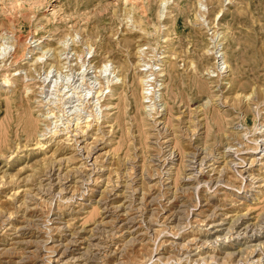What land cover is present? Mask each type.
<instances>
[{"label": "rangeland", "instance_id": "obj_1", "mask_svg": "<svg viewBox=\"0 0 264 264\" xmlns=\"http://www.w3.org/2000/svg\"><path fill=\"white\" fill-rule=\"evenodd\" d=\"M0 35V264H264V0H0Z\"/></svg>", "mask_w": 264, "mask_h": 264}, {"label": "bare ground", "instance_id": "obj_2", "mask_svg": "<svg viewBox=\"0 0 264 264\" xmlns=\"http://www.w3.org/2000/svg\"><path fill=\"white\" fill-rule=\"evenodd\" d=\"M1 36V35H0ZM223 69V67L222 68H220V70H222ZM223 72V71H222ZM5 83H8V81H5ZM204 107V106H203ZM201 108V107H200ZM77 121V124H76V130H79V131H81L84 135H85V132H87V129H89V127H90V125H89V119H84V118H80V119H77L76 120ZM68 127V126H67ZM70 128V127H69ZM60 129V128H59ZM65 129H66V127H65ZM68 130V129H67ZM75 130V131H76ZM86 130V131H85ZM57 131H55V133H54V135L53 136H55V137H63L64 135L66 136V130H65V134H57L56 133ZM59 132V131H58ZM63 132V131H62ZM68 132V131H67ZM72 132V131H71ZM70 132V133H71ZM69 133V132H68ZM68 135V134H67ZM70 135V134H69ZM69 137V136H68ZM68 137L66 138V139H64V141H68L69 139H68ZM86 137V136H85ZM64 138V137H63ZM70 138V137H69ZM47 139H44V138H42V139H40L39 140V142L36 144V146L34 147V150H37V151H41L42 149H44V147H45V144H46V141ZM61 142V141H60ZM85 142V141H84ZM60 144V143H59ZM75 146V145H74ZM87 147V146H86ZM54 153V152H53ZM54 155H55V153H54ZM51 156H53V154H51ZM255 162V161H254ZM203 180V179H202ZM3 182V181H2ZM20 188V187H19ZM14 192V191H13ZM19 194H21V191L20 190H18V191H16V192H14V195H19ZM13 195V196H14ZM10 197H12V195L10 196ZM217 240V239H216Z\"/></svg>", "mask_w": 264, "mask_h": 264}]
</instances>
